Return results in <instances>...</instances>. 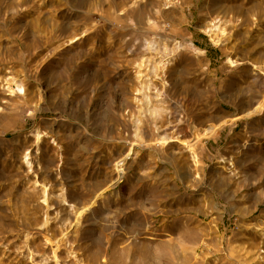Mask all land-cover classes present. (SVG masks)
Masks as SVG:
<instances>
[{"label": "rangeland", "instance_id": "374dc122", "mask_svg": "<svg viewBox=\"0 0 264 264\" xmlns=\"http://www.w3.org/2000/svg\"><path fill=\"white\" fill-rule=\"evenodd\" d=\"M0 264H264V0H0Z\"/></svg>", "mask_w": 264, "mask_h": 264}]
</instances>
